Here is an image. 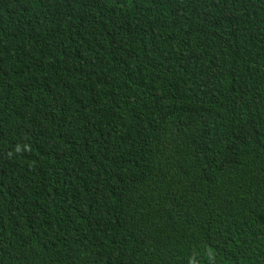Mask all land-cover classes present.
Wrapping results in <instances>:
<instances>
[{
  "label": "trees",
  "instance_id": "trees-1",
  "mask_svg": "<svg viewBox=\"0 0 264 264\" xmlns=\"http://www.w3.org/2000/svg\"><path fill=\"white\" fill-rule=\"evenodd\" d=\"M0 264H264V0H0Z\"/></svg>",
  "mask_w": 264,
  "mask_h": 264
}]
</instances>
